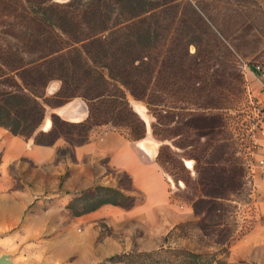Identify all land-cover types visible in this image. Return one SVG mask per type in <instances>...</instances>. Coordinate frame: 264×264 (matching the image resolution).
I'll use <instances>...</instances> for the list:
<instances>
[{"label": "trees", "instance_id": "obj_1", "mask_svg": "<svg viewBox=\"0 0 264 264\" xmlns=\"http://www.w3.org/2000/svg\"><path fill=\"white\" fill-rule=\"evenodd\" d=\"M263 41L262 0H0V126L37 145L63 138L69 146L57 150V160H75L76 147L97 126L126 128L132 140L144 139L146 121L130 98L143 102L154 118L152 133L163 142L158 163L178 188H189L197 220L176 225L157 250L102 264H228L236 231L227 226L230 201L248 185L250 166L223 111L245 93L240 58L264 65L259 55L248 58ZM54 81L60 88L50 94ZM75 98L88 105L85 121L54 113L51 129H41L48 108ZM173 139L190 151L174 156L166 144ZM136 203L123 189L99 184L75 194L67 208L80 217ZM188 226L218 250L172 246Z\"/></svg>", "mask_w": 264, "mask_h": 264}, {"label": "crops", "instance_id": "obj_2", "mask_svg": "<svg viewBox=\"0 0 264 264\" xmlns=\"http://www.w3.org/2000/svg\"><path fill=\"white\" fill-rule=\"evenodd\" d=\"M247 87L252 92L255 103L264 107V71L260 74L249 72ZM59 88L60 82H55L54 90L50 93H55ZM48 112L50 116L55 113L62 119L75 123L83 122L89 116L88 105L82 98H75L60 107L48 108ZM51 127V117L46 115L41 129L48 131ZM141 142L130 140L126 133L117 128L102 125L91 130L88 143L76 147L75 160L68 164L73 176L77 175L78 167L85 169L98 160L107 159L112 168L130 175L134 187L143 193L144 201L131 209L105 205L94 212L76 217L77 220L83 219L87 222L85 230L79 236L69 233L61 237L57 245H52L54 254L51 257H59L61 261L69 264H102L112 256L130 252L133 247L132 233L125 230V234H121L115 230L99 239L100 230L96 225L101 221L111 228L120 229L130 220L141 221L145 225V234L139 238L150 239L157 235L151 228L153 223H159L169 231L192 218V212H189L176 213L171 217L164 215L166 217L160 221L158 218L153 219V216L165 214L168 210L173 213L179 210L178 204L172 198V188L177 185L159 167L156 147L140 146ZM65 144L66 141L60 138L51 146L37 145L33 137L25 139L14 136L0 126V229L2 226L15 228L22 222L24 229L30 230L34 220L33 216L27 220V211L33 203V192L28 186L24 189L14 187L10 167L16 162L26 160L37 168L53 165L58 174H63L66 161H57V150ZM261 159H264L263 140L256 151V162L248 182L250 188L252 187L253 200L248 203V212L242 217V224L240 222L234 235L229 256L226 258L228 264H264V175L258 165ZM83 182L88 184L89 179L86 178ZM17 255L21 257L22 251ZM38 257L28 262H45Z\"/></svg>", "mask_w": 264, "mask_h": 264}, {"label": "rangeland", "instance_id": "obj_3", "mask_svg": "<svg viewBox=\"0 0 264 264\" xmlns=\"http://www.w3.org/2000/svg\"><path fill=\"white\" fill-rule=\"evenodd\" d=\"M58 1L64 2L67 0ZM262 3L264 4V0H262ZM249 39L256 40L257 38L249 36ZM258 55L259 57H257V60L259 59V61H263L264 41L261 44L260 49H256L249 53L248 58L251 59ZM247 74L244 73L246 86L243 97L234 102V104H231L228 109L223 111V113L225 114L229 129L234 136L232 140H234L236 148L240 149L241 152L246 150L248 153L250 147L249 121L250 117L253 115V109L247 94ZM55 82L57 81L50 83L48 93L54 90ZM130 100L135 111L140 114L147 124L146 137L142 140H138L142 141L140 146H155L159 153V149L163 142L157 139L152 133L151 124L154 121V118L149 113L143 102L136 101L133 98H130ZM47 117H51L49 112L47 113ZM176 126L177 125L173 124L172 128H175ZM118 129L126 133L129 139L132 140L129 135V131L126 128ZM175 141L176 140L173 139L166 142V144L171 146L172 154L174 156L178 157L177 152L179 154H187L190 151V149L187 151L179 150L175 146ZM68 146L69 145L66 143L64 146L62 145L58 147V149L67 148ZM188 158L189 157H186L185 159L186 164L190 166V170L193 171L192 167L194 166V161H191ZM61 160L66 161V169L63 174H58V172H56V168L52 167L53 165L37 168L34 164L26 160L16 162L10 167V175L14 178V187L16 189H24L28 186L33 192V203L27 211V220L30 216H33L34 220L31 224L32 228L30 230H25L23 227L24 223L22 222L15 228L2 226L0 229V256L4 253L10 254L12 260L17 264H69L67 261H61L59 257H51L54 254V248L52 245H57L60 238L69 233H74L79 236L81 231L85 230L88 225L87 222L83 219L77 220L76 217L68 210L67 205L75 197V194L86 191L96 185L100 184L123 189L126 193L134 195L137 198L136 204L143 203L144 195L141 191L134 187L133 183L132 189V179L130 175L112 168L108 164L107 159L98 160L97 163L90 165L85 169L78 167L77 175L75 176H73L69 171L68 164L73 163V159L70 155L59 158L57 161ZM158 165L164 171L159 163ZM193 176L195 177V173ZM86 178L89 179L88 184L83 182ZM251 188L250 185H247L243 191L232 197V200L230 201L231 213L229 212V219L227 221L228 228H235L237 231L240 222L242 224V217L249 209L248 203L253 200V197L251 196ZM172 191L173 201L178 204L177 206L179 207V210H175V213L168 210L165 214L161 213L158 216H153V219L155 220L158 218V221H160L163 217H171L176 213L187 214L192 212V218L182 223L196 221L197 217L190 201L192 195L189 188H186L184 184H181V187H174L172 188ZM96 227L100 230L99 239H101V237L106 233L111 234L112 231L115 230L121 234H125V230L130 232V234L132 233L133 247L130 252H148L159 249L162 245H164V238L170 231H166V228L161 226L159 223H153L151 228L156 231V237L143 239L139 238L145 234V225L141 221L130 220L128 224L121 229L111 228L104 221L99 222ZM183 234H186L184 236L185 238L175 240L173 242L171 241V245L186 246L203 252H215L218 250L216 246L207 245L205 244V241H201L197 236H194L195 229L193 226L185 228ZM21 251L22 256L18 257L17 254ZM38 256L43 258L42 260H45V262H28V260H36ZM134 262H136V259Z\"/></svg>", "mask_w": 264, "mask_h": 264}, {"label": "built area", "instance_id": "obj_4", "mask_svg": "<svg viewBox=\"0 0 264 264\" xmlns=\"http://www.w3.org/2000/svg\"><path fill=\"white\" fill-rule=\"evenodd\" d=\"M240 64L245 74L249 72H256L260 74L264 71V65H250L249 62L240 58ZM247 94L249 102L252 104V113L249 121V136H250V147L246 154L248 164L250 166V173L252 172V167L255 164V154L260 145V142L264 141V107H260L255 103L254 96L252 92L247 87ZM258 165L260 166L262 173L264 175V159L259 160Z\"/></svg>", "mask_w": 264, "mask_h": 264}, {"label": "water", "instance_id": "obj_5", "mask_svg": "<svg viewBox=\"0 0 264 264\" xmlns=\"http://www.w3.org/2000/svg\"><path fill=\"white\" fill-rule=\"evenodd\" d=\"M0 264H17L12 260L10 254L4 253L0 256Z\"/></svg>", "mask_w": 264, "mask_h": 264}]
</instances>
